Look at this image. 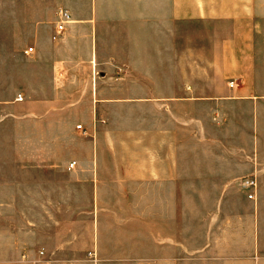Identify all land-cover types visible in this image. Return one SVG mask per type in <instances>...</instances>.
I'll return each mask as SVG.
<instances>
[{
  "label": "crops",
  "instance_id": "0c3cea01",
  "mask_svg": "<svg viewBox=\"0 0 264 264\" xmlns=\"http://www.w3.org/2000/svg\"><path fill=\"white\" fill-rule=\"evenodd\" d=\"M11 3L0 1L1 24L9 22L5 16ZM54 3L59 13L45 20L38 13L40 0H14L17 26L0 30V264L25 262V247L30 246L25 234L32 232L34 242L39 240L42 207H48L42 199L70 195L42 192V173L91 184L93 202L87 213L93 214L96 246L104 242L113 248L102 262L135 261L114 253L121 216L135 213L132 223L144 224L134 235L129 232L144 242L139 262L264 264V0ZM64 11L71 19L63 37L54 41ZM186 22L224 26L219 35L224 75L234 81L219 95L147 98L144 158L134 164L141 174L131 170V161L123 166L116 158L105 161L99 122L105 117L103 72L120 85L117 74L122 70L152 72L158 63L166 69L174 55L170 49L179 50L173 41ZM26 24L32 39L28 47L15 38ZM155 25L160 31L154 32ZM121 38L123 44L118 43ZM156 38L166 46L162 41L154 46ZM29 48L34 52L26 54ZM154 50L162 51L156 55ZM109 101L120 106L122 100ZM106 169H112L108 179ZM122 177L138 182L123 198ZM245 178L257 181L255 199L241 186ZM101 182L109 189H102ZM122 199L134 204L122 207ZM34 256L33 264L73 263Z\"/></svg>",
  "mask_w": 264,
  "mask_h": 264
},
{
  "label": "rangeland",
  "instance_id": "374dc122",
  "mask_svg": "<svg viewBox=\"0 0 264 264\" xmlns=\"http://www.w3.org/2000/svg\"><path fill=\"white\" fill-rule=\"evenodd\" d=\"M54 1L40 0L41 10L38 13L42 19L53 18L55 11L59 13L61 8L53 5L55 4ZM9 2L12 3L5 16V18L9 19V22L8 24H1L0 22V30L3 26L5 29L11 31L17 26L13 20L18 8L12 6L14 0H9ZM62 13L60 12V14ZM1 14L0 7V18ZM59 23L60 20L56 24V30L52 37L54 41L62 38L64 35V32L58 33ZM155 26L158 27L154 29V32L155 30H159V25ZM19 30L21 34L19 38L15 37L16 40L18 39V42H21L26 47L31 46L32 39L30 38L29 26L27 24L23 25ZM225 31L226 29L223 25L215 26L202 22H186L184 28L179 29L182 35L173 41L174 47H178L179 50L170 49V52L173 51L174 55H170V64L166 69H162L158 63L153 64L152 72L150 70H122L117 74L120 78V85L117 84L118 80L113 81L109 79L110 76L107 74L110 72L107 74L103 72V78L101 77L102 80H100V96L104 100L102 110L105 113V117L99 118L100 125H103L104 128V132L101 135L102 159L107 161L108 159L116 158L117 162L122 166L131 161V170L138 171L141 174L142 170H139L134 164L136 160L144 158L145 101L147 98L163 94L197 96L224 94L226 86L231 81H234V79L226 78L224 75L225 59L222 57L223 36L219 35H224ZM154 35L158 34L154 33ZM160 41L166 46L165 40L159 38L154 39V46L159 45ZM119 42L123 44L125 39L121 38ZM170 47L172 48V46ZM161 51L154 50L156 55H159ZM176 52L178 55H176ZM121 58H124V55ZM148 83H152V86L147 85ZM163 83H167L168 85H161ZM117 97L122 100L120 106L114 105L112 101H109ZM114 110H119L120 115L114 117ZM114 143L116 144L115 152L112 150ZM104 174L106 179H108L112 175V169L111 172L109 169L104 170ZM121 179L122 182L119 190H121L122 198L126 190L138 188V182L131 180V178L129 181L125 177ZM105 183L101 182L102 189L108 190L109 188ZM108 185L112 186L111 183ZM41 190L42 192H52L54 194L67 192L70 195L60 199L57 197L42 199V205L44 203L48 207H42L40 233L36 235V238H39V240L34 242L32 232L25 234L26 243H30V246L25 247L26 259L23 264H33L31 261L35 257V254L44 255L46 258L48 256H57L58 259L72 261V264H110L102 262V260H106L110 255L112 256L113 248L104 242L100 243L99 247L96 246V229L92 223L93 214L87 213L92 209L93 202V199L90 197L93 191L91 184L75 183L63 175L56 176L42 173ZM86 193H88L89 197L86 196ZM72 195L76 197L72 198ZM128 203L129 205H133L134 200H121L122 207ZM68 208H71L72 211L66 212ZM80 208L85 209L80 210ZM82 211L84 212L81 213ZM136 215L135 213H130L121 216L122 223L120 229L122 232L118 240L120 244L115 247L114 251L115 255L120 254L118 258H133L135 261H121L119 264H145L144 262L137 261L140 258L143 259L145 256L146 250L143 240H136L129 236V232L131 235H134L137 228L141 229L139 225L142 224V228H144L143 221L132 223L135 219L132 221L131 218H134ZM138 215H140L137 216L138 218L144 220L142 214ZM30 217L32 216L30 215ZM68 221H72L73 223L69 226ZM82 221H84L83 224H81ZM111 224L107 225V230L110 232L113 230ZM50 225L53 227L50 228ZM69 241L72 243L70 244ZM28 255L31 256L30 259H28ZM83 260H85V263L75 262Z\"/></svg>",
  "mask_w": 264,
  "mask_h": 264
},
{
  "label": "built area",
  "instance_id": "2783aa9c",
  "mask_svg": "<svg viewBox=\"0 0 264 264\" xmlns=\"http://www.w3.org/2000/svg\"><path fill=\"white\" fill-rule=\"evenodd\" d=\"M71 19V16L67 13V12H63L61 14V21L58 25V33H62L64 31L65 25L66 23H68ZM34 52V48H30L28 49V51H26V54H30ZM20 100H22V97H19ZM74 165V164H73ZM242 186L244 189L251 191L249 194V198L252 199L255 197V190L257 189V181L255 180V178H245L242 182Z\"/></svg>",
  "mask_w": 264,
  "mask_h": 264
}]
</instances>
